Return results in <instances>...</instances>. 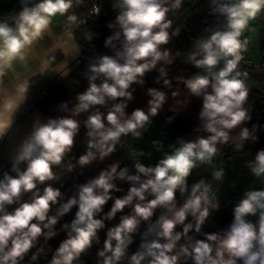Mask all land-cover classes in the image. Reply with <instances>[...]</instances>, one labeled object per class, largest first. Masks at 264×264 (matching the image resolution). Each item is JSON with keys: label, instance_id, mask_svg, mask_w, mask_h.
I'll list each match as a JSON object with an SVG mask.
<instances>
[{"label": "clouds", "instance_id": "clouds-1", "mask_svg": "<svg viewBox=\"0 0 264 264\" xmlns=\"http://www.w3.org/2000/svg\"><path fill=\"white\" fill-rule=\"evenodd\" d=\"M4 2L10 7L0 10V141L18 128L21 110L41 78L58 74L66 79L85 46L94 49L91 24L105 14V5L114 14L106 27L114 31L105 40L109 52L89 56L87 86L76 92L72 107L61 104L63 115L34 119L12 158L11 173L0 179V264H39L42 258L46 264H86L83 257L101 245L100 230L118 213V222L107 227L102 246L96 247L95 264H264V147L246 161L260 186L243 190L226 228L205 230L206 224L215 225L212 213L221 207L227 163L246 148L245 155L250 154L249 145L259 143L258 132L264 129V122H252L249 73L239 67L255 25L264 19V0H210L215 22L187 55V62L206 74L190 77L169 74L181 56L180 49L174 53L169 47L181 32L172 16L186 0ZM153 71L161 86L148 87L146 103L130 108L132 86L143 87ZM174 80L188 96L202 99L204 134L178 139L154 166L143 163L144 152L130 146L135 174L113 160L67 199L61 187L49 183L60 179L57 171L66 160L73 169L72 153L82 136L81 166L97 158L103 162L124 138H142L165 111L169 94L180 96L172 90ZM152 143L163 150L160 141ZM229 151L235 156L222 159ZM202 167L212 172L190 182ZM209 177L219 183L213 186ZM116 180L128 184L126 192ZM26 194L30 197L23 199ZM74 207V219L61 225L66 236L49 258L41 240L56 237V225Z\"/></svg>", "mask_w": 264, "mask_h": 264}, {"label": "trees", "instance_id": "trees-1", "mask_svg": "<svg viewBox=\"0 0 264 264\" xmlns=\"http://www.w3.org/2000/svg\"><path fill=\"white\" fill-rule=\"evenodd\" d=\"M105 14H102L100 16V23H99V40L97 42V39H93L92 43L95 45L98 43V54H105L109 52V48L105 47V40L108 36L112 34L113 30H109L106 27V21L108 20H114V14L111 12L110 9L107 8V5H105V9L103 10ZM187 14V4L185 3L184 8L174 14L172 16L174 20V27H179L180 22L185 18ZM169 47L172 48L173 52L175 53L177 49L181 50V56L177 59L176 64L170 69V76H176V75H182L185 77H190L194 74L198 73V69L192 67L190 63L187 62V55L188 51L187 49L181 45V37L179 35L178 38H175L173 42L169 45ZM97 55L96 53H93V50L91 49L89 52H87L84 56V58L78 63V65L74 68V70L71 72L70 76L66 79L61 80L55 87H53L41 100L40 105L42 108V111L44 112L45 116L48 117H55L57 115H63L60 111V105L61 104H67L69 108L72 107V105L75 103V94L78 91L84 90V88L87 86L86 78L84 77V72L87 70V64L89 63V56ZM206 74V73H205ZM157 72L153 71L146 74L145 77V85L143 87H140L138 85H133L132 88L135 89L134 91V100L129 102V107H135V106H142L146 103L148 97L146 94V89L148 87H157L159 88L161 85L156 83V77ZM75 81H79V83H75ZM252 89L250 93V103L254 101V111H250V114L252 116V122L255 123L257 120L264 122V90H258L254 89L250 86ZM179 90L180 96L176 98H172L169 94V101L168 105L165 108V111H163L158 117L155 118L157 123L164 128L165 131L169 129L171 131V135H168L167 132H165V138L169 140H173V142H177L178 139H191L194 138L197 134H204L202 131V121L199 118V112L202 109V99L198 97H190L188 96L186 90L184 89L183 85L178 83L177 81H173V88L172 90ZM187 101V103H176V101ZM175 108L176 111H170L169 108ZM172 116L173 119L171 122H168V117ZM259 143L255 145H249L251 148V153L248 155H245V153L248 152V148L245 149V153H241L240 156L246 160L251 159L252 156L255 153L256 148L264 147V129L259 130ZM133 138L131 136L124 138L123 144L117 146V151L112 154L110 157L105 158L103 162L97 158L96 161L81 166L78 164V158L79 155L83 154L84 151V145L82 143L83 136L78 141L77 147L73 150L71 163L73 164V169L71 171L68 170V161L66 160L64 165L60 167V169L57 171V175L60 177L59 180L51 181L49 183H53L54 186L61 187V191L64 194V198L67 199L70 196L76 195L78 193L79 186L90 181L91 179L98 176L99 171L102 168L107 167L109 163H111L113 160H118L121 163L122 167H127L129 174H135L134 164L132 163L130 157L128 156V153L126 151V147L131 143V140ZM168 151V149L165 147L162 151H158L152 158H150L146 163L147 165L154 166L159 159L163 157V152ZM235 154L232 152H227L222 159H227V156H234ZM11 163H8L5 171H8L11 173ZM212 172L211 168H208L207 170L205 168H199L197 169L191 177H189V181H195L198 180L200 177L205 176L208 177L209 173ZM226 174H227V168H226ZM2 179V177L0 178ZM118 187H121L124 189V191H127L128 184L124 181L116 180L114 181ZM207 182L212 183L213 186H215L217 181L212 180L210 177L208 178ZM41 188L43 186H40ZM219 190V189H217ZM122 194V193H120ZM117 193H114V195H120ZM30 197V194H26L23 199H28ZM183 198H181L182 202ZM238 200V199H237ZM236 200V201H237ZM220 201V210L218 212L212 213V216H214L215 225L208 223L205 225V230H212L216 226L220 227H227L228 224L231 223V220L233 219V205L235 202L227 201V199L220 194L219 196ZM111 202H109V205L105 206V212L108 211L110 208ZM9 206V210H11V207ZM76 208L74 207L72 211L68 214H66L64 217H62L59 221V223L56 225V228L59 230V234L45 243L43 240H41V243L45 245V249L47 252L48 257L50 258L52 251L56 247H58L59 242L63 240L66 236V231L61 228V225L64 223L70 224L72 219H74ZM120 214H117V218L112 221H106V228L100 230L99 236L101 239V245H94L93 249L89 251L86 256L83 257V259L86 261V264H95V252L96 247L102 246V241L105 236V232L107 230V227H110L118 222ZM139 243V237H137V243L134 244L131 248V250H135L137 244ZM39 264H46V261L42 258L39 261Z\"/></svg>", "mask_w": 264, "mask_h": 264}, {"label": "crops", "instance_id": "crops-1", "mask_svg": "<svg viewBox=\"0 0 264 264\" xmlns=\"http://www.w3.org/2000/svg\"><path fill=\"white\" fill-rule=\"evenodd\" d=\"M15 0H13V3ZM10 7L9 3L4 2V0H0V10H7ZM91 49H87V46H85V52L83 54V57L79 59L78 62L73 61L72 62V71L74 68L78 65V63L84 58L85 54L89 52ZM251 50V49H250ZM249 50V51H250ZM250 52L247 53V56L251 60V57L249 56ZM63 78H61L58 74H49L45 78H41L40 81L34 86V89L32 90L29 100L27 102V106L22 108L21 114L19 115L18 119V128L14 127L13 132L9 134L8 137H5L3 141H0V168L5 164H8L12 162V158L15 155L16 149L18 147V144L23 139L24 136L30 133L32 122L34 119L39 118L41 121H45L47 117L45 116L44 112L42 111L40 100L53 88L55 87ZM250 159L244 160V164H246V161ZM227 168V167H226ZM237 170V176H243L247 177L244 180V189L249 188L250 186L247 185V182H251V176L252 174L248 170L243 169H236ZM1 178V177H0ZM229 174H226L225 182L223 183L221 194L229 201L227 197V192H231V201L230 202H236V200L240 199L242 192H240L239 196H237L236 188H241L239 186V182L234 180L233 182L229 181ZM250 178V179H249ZM253 178V177H252ZM236 183L237 187L233 188L232 184ZM255 186L251 187H259V182L253 183ZM243 189V190H244ZM219 191V190H218ZM237 200V201H238Z\"/></svg>", "mask_w": 264, "mask_h": 264}, {"label": "rangeland", "instance_id": "rangeland-1", "mask_svg": "<svg viewBox=\"0 0 264 264\" xmlns=\"http://www.w3.org/2000/svg\"><path fill=\"white\" fill-rule=\"evenodd\" d=\"M256 31L251 34V42H250V57L252 63L255 65L252 71L249 73V86L254 89H264V19H261L255 25ZM165 130L161 125L157 123L154 119L153 123L148 127V129L144 132L142 138L140 139H132L131 143L126 147V151L129 156V147H133L136 150H142L144 152V156L141 157V161L145 164L146 162L152 158L158 151L153 146V141L158 140L163 145V148H167L169 145H175L173 140H169L165 138ZM169 150V149H168ZM235 156V155H234ZM131 159V158H130ZM132 163L134 161L131 159ZM248 170L247 165L244 164V159L239 155L232 162L227 163V174H229V181L233 182L234 180L239 182L240 189L236 188L237 196H239L240 192H243L244 189V180L247 177L237 176L236 169ZM250 179V178H249ZM251 182H247L248 186H255L253 183H257L251 176ZM252 184V185H251ZM227 197L229 201H231V192H227Z\"/></svg>", "mask_w": 264, "mask_h": 264}, {"label": "built area", "instance_id": "built-area-1", "mask_svg": "<svg viewBox=\"0 0 264 264\" xmlns=\"http://www.w3.org/2000/svg\"><path fill=\"white\" fill-rule=\"evenodd\" d=\"M209 2L210 0H195V3L192 4L191 0H186L187 14L180 22L179 27H181V45L187 49L188 53L194 51V43L196 39L207 35V33L204 31L205 27L211 26L215 22V17L209 15ZM99 23L100 17L97 21L91 24V29L94 32L93 39H97V42L99 40ZM92 50L93 53L98 54V43L95 44V47ZM222 66L223 64L221 63L220 67ZM254 66L255 65L252 63L246 53L245 60L242 61L239 66L240 69L242 71L246 70L247 72H250ZM198 73L205 74V71L203 69H198ZM7 165L8 164H4L0 168V177H3V173L5 172Z\"/></svg>", "mask_w": 264, "mask_h": 264}, {"label": "water", "instance_id": "water-1", "mask_svg": "<svg viewBox=\"0 0 264 264\" xmlns=\"http://www.w3.org/2000/svg\"><path fill=\"white\" fill-rule=\"evenodd\" d=\"M166 132H167L168 135H171V131L169 129H167Z\"/></svg>", "mask_w": 264, "mask_h": 264}]
</instances>
